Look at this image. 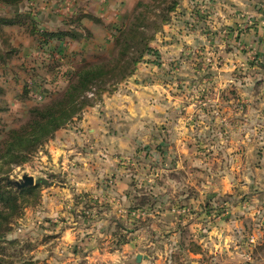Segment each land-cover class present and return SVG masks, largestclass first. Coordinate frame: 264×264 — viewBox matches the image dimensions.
<instances>
[{
    "label": "rangeland",
    "instance_id": "1",
    "mask_svg": "<svg viewBox=\"0 0 264 264\" xmlns=\"http://www.w3.org/2000/svg\"><path fill=\"white\" fill-rule=\"evenodd\" d=\"M171 2L176 7L161 25L152 13ZM216 6L217 0L0 4V18L21 22L3 26L0 32V141L30 118L34 106L61 96L78 66L108 59L117 48L119 31L136 17L137 23L146 26L149 45L157 52L145 55L129 78L57 130H79L85 112L102 114L103 96L121 95L122 120L139 124L135 153L123 162L126 173L137 178L131 182V196L123 200L112 195L115 178L106 165L90 171L81 163L77 178H71L73 184L78 179L80 187L69 192L64 186L68 183L59 178L67 172L53 163L50 153L56 131L19 165L0 161L13 185L24 175L52 182L25 192L19 214L4 232L0 229L2 260L15 264H264V53L242 41L237 45L222 32ZM258 11L250 22L259 21ZM142 13L149 19L143 20ZM31 29L65 30L76 38L44 40ZM243 61L245 69L239 65ZM244 81H251V92ZM248 92L251 101H247ZM92 125L85 122L81 130ZM89 143L88 138L75 147L84 159V149L92 157ZM241 162H246L245 177L255 182L242 179L233 169H241ZM101 174L106 188L85 191L87 182H83L92 178L98 186ZM149 190L156 197L144 195ZM135 253L142 255L140 262L135 261Z\"/></svg>",
    "mask_w": 264,
    "mask_h": 264
},
{
    "label": "trees",
    "instance_id": "2",
    "mask_svg": "<svg viewBox=\"0 0 264 264\" xmlns=\"http://www.w3.org/2000/svg\"><path fill=\"white\" fill-rule=\"evenodd\" d=\"M22 0H0L2 5H17ZM175 2H171L157 13H152L160 20L161 25L169 21V12L174 11ZM149 13V12H148ZM143 14V13H142ZM85 17H90L86 15ZM135 18V17H134ZM148 20L147 14L142 19ZM131 21L123 27L116 37L117 48H113L108 59L97 63H83L75 70L73 79L61 96L53 98L41 106H34L30 111V118L17 128L10 129L3 141H0V161L19 165L22 161L50 139L58 130L68 125L75 117L101 99L103 93L113 91L116 86L129 78L139 62L145 55H157L156 50L150 47L149 38L146 35V26ZM146 22V21H145ZM21 23L14 18H0L1 27ZM161 25L158 27L160 28ZM30 33H38L47 38L62 40L65 37L76 38L73 34L58 30L55 32L39 31L31 29ZM0 53V59H1ZM7 164V165H8ZM38 185L28 188H18L3 172L0 167V229L6 230L7 224L13 217L19 214L23 204L25 192L36 190ZM145 200H147L145 198ZM22 203V204H21ZM4 235L0 232V239ZM25 262H19L22 264ZM0 264H15L0 258ZM29 264V263H26Z\"/></svg>",
    "mask_w": 264,
    "mask_h": 264
},
{
    "label": "crops",
    "instance_id": "3",
    "mask_svg": "<svg viewBox=\"0 0 264 264\" xmlns=\"http://www.w3.org/2000/svg\"><path fill=\"white\" fill-rule=\"evenodd\" d=\"M216 7V14H218L217 23L222 24L224 27L222 32L226 31L227 34L231 36L233 40H235V42L237 41V45L239 44V41H242L246 43L247 47L250 49L257 50L258 52H260V49L261 52L264 53V0H217ZM258 8L260 9L258 12H260L261 18H259V21L255 22V24L251 21L253 23L252 24L250 22V18L253 17V14ZM243 27H247L248 30H241ZM232 49L235 50V48ZM245 51L246 50H244V52ZM236 53L237 52H235V54ZM237 56H240L241 58L243 57L240 52L237 54ZM246 64L247 62L245 61L239 63V65L244 67V69ZM233 80L235 79L229 78L228 81ZM243 83L245 88L247 87L245 85H248V88L246 89L250 90L249 92H251V88L249 87L251 81L249 83H245L244 81ZM249 92L246 93L249 97V100L246 99L247 101H251L253 99ZM121 97L122 96L119 94L103 96V102L106 104V106L101 108L103 111L101 115L96 114L95 111L85 112L82 120L80 121L79 130H75L74 132L67 129H63V132H59V130L55 135L54 141H51L49 147L50 153L53 157V163L59 166L61 165L62 168L66 170L67 175L59 178L68 183V185L64 184V186H67L66 188H68L69 192H71V189L76 190L80 187L78 179L73 184L71 182V178L73 176L77 178L76 172L79 171L77 166L81 163V166L84 168V170L88 169L90 171L94 170L95 166H99L101 167V170H103V166L106 165L107 170L110 171L109 175H112L115 178V181L113 180L115 185L112 195L123 200L131 196V188H134L132 183L135 182L137 178H135L132 173H126V167L123 165V162L125 160L124 158H131L129 156H133L135 153L136 145L134 144V140L136 128L139 127V124L138 122L133 123V120H122V116H124L122 114H124V112L122 110V105L119 103V100H122ZM113 101H116L117 104ZM108 104L110 105L109 108H107ZM105 120H108L107 123ZM135 120L140 121L137 118H135ZM85 122H90L94 125L87 129L85 128L82 131V127H86ZM85 131L88 133L86 135L90 140L88 149H93L92 152H89L92 154V157H89L88 153H85L84 149L83 155H85L87 159H84L83 156L80 155V150H75L76 146H81L87 141L88 138L84 134ZM101 148H103L102 151ZM67 153L72 154L69 156ZM100 156L105 158H100ZM98 158H100L102 162H100ZM245 164L246 162H241L239 165H242L241 169L237 168L236 166H234L233 169L238 171V174H242V179H249L250 181L255 182V178L250 179L245 177V173L247 174V172H245ZM241 170L242 172H240ZM99 176L100 180L98 182L100 184L98 186L95 185L96 183H94V181L91 182L93 179L90 176L92 180L87 179L85 182H83H87L85 184L86 186H84L86 189H81L95 192L97 187H99L102 188L103 191V189L106 188V184L101 180L102 174ZM149 188L152 189V187ZM144 195H146L148 198L151 197L149 195H154V197H156V195L150 190ZM154 200L156 199L154 198L153 201ZM104 209L105 208H102V213H104ZM174 223H171V225ZM136 254L137 253L134 254V259L136 258Z\"/></svg>",
    "mask_w": 264,
    "mask_h": 264
},
{
    "label": "water",
    "instance_id": "4",
    "mask_svg": "<svg viewBox=\"0 0 264 264\" xmlns=\"http://www.w3.org/2000/svg\"><path fill=\"white\" fill-rule=\"evenodd\" d=\"M36 184L51 185L52 182H49L47 179H45L43 177L34 178L31 175H24V176H22V179H21L20 182L19 181H16L15 182V185L18 188H25V187L32 186V185H36ZM141 258H142V255L137 254L136 255V258H135V261L136 262H140L141 261ZM143 258L146 259L147 256H143Z\"/></svg>",
    "mask_w": 264,
    "mask_h": 264
}]
</instances>
